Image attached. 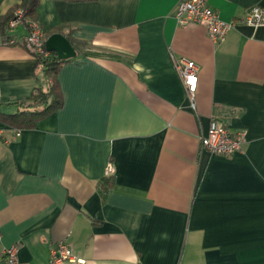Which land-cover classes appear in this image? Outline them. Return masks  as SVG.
I'll use <instances>...</instances> for the list:
<instances>
[{
  "label": "crops",
  "instance_id": "0c3cea01",
  "mask_svg": "<svg viewBox=\"0 0 264 264\" xmlns=\"http://www.w3.org/2000/svg\"><path fill=\"white\" fill-rule=\"evenodd\" d=\"M179 1L39 0L45 47L71 56L69 35L96 55L59 68L62 105L34 128L0 122V264L11 246L20 264H69L51 260L60 242L81 264H264V26L242 23L264 0H206L236 23L216 44L176 23ZM27 30L0 33L2 114L44 80ZM180 58L199 67L195 110ZM212 120L245 132L240 152L202 148Z\"/></svg>",
  "mask_w": 264,
  "mask_h": 264
},
{
  "label": "built area",
  "instance_id": "2783aa9c",
  "mask_svg": "<svg viewBox=\"0 0 264 264\" xmlns=\"http://www.w3.org/2000/svg\"><path fill=\"white\" fill-rule=\"evenodd\" d=\"M20 1L22 0H16V3H20ZM174 18L180 26L197 24L204 27L207 37L215 44L222 42L236 24L235 22L222 21L218 12L210 8L206 0L179 1L174 10ZM24 20L23 12L19 8L8 23V27L14 29L22 25ZM242 23L252 28L264 26V9L255 6L251 7L242 19ZM20 41L33 56L42 58L49 56L44 47V32L39 22L29 21L28 31ZM16 42L14 38L8 40L10 44ZM173 65L181 79L189 106L192 110H195V93L197 90L199 67L193 61L184 58L173 59ZM14 135H19V132L15 131ZM245 136L244 131L233 133L224 125L212 120L208 125L206 135L201 140V145L208 153L227 158L242 150ZM2 140L4 138L0 131V141ZM113 172L112 164H108L105 175L112 176ZM51 260L53 263H82L81 260L75 258L70 245L66 242H60L56 245L52 250ZM3 261L4 264H20L16 246H11L3 252Z\"/></svg>",
  "mask_w": 264,
  "mask_h": 264
},
{
  "label": "trees",
  "instance_id": "16d2710c",
  "mask_svg": "<svg viewBox=\"0 0 264 264\" xmlns=\"http://www.w3.org/2000/svg\"><path fill=\"white\" fill-rule=\"evenodd\" d=\"M66 1L83 2L90 0ZM38 3L39 0H22L2 17L0 20V33L5 41L9 39L7 36L9 29L8 23L14 17L16 8H20L26 17L35 20V10L38 6ZM64 38L67 42V45H69L74 54L72 56L66 57L59 54L58 51L55 52L52 50H47L44 42V47L49 56L46 58L39 56L35 57L37 67L41 71L44 79L42 85H39V87L34 89L33 93L28 99L19 103L18 111L15 114L0 113V122L16 129H32L35 127V124L38 121L46 118L61 107L62 98L56 78L59 68L64 63L72 61L74 58H76V56H78V54L85 58L96 55V53H92L91 51H82L80 48L82 47L84 49L85 44L75 41L69 35H66ZM112 182V176H108L105 179V182L103 181V183H101L99 186L102 190L103 196H105L109 190Z\"/></svg>",
  "mask_w": 264,
  "mask_h": 264
},
{
  "label": "rangeland",
  "instance_id": "374dc122",
  "mask_svg": "<svg viewBox=\"0 0 264 264\" xmlns=\"http://www.w3.org/2000/svg\"><path fill=\"white\" fill-rule=\"evenodd\" d=\"M16 4H17V3H16ZM16 4H15V5H16ZM17 9H19V8H16L15 12L17 11ZM14 14H15V13H14ZM23 15H24V13H23ZM24 19H25V20L23 21V24L26 25L27 28H28V22H29V21H30V22H31V21H36V20H33V19L29 18V17H26L25 15H24ZM26 21H27V23H26ZM9 22H10V21H9ZM41 26H42V25H41ZM16 28H17V27H16ZM16 28H14V29H12V28L10 29V28H9V29H8V33H9V34H13V33L16 31ZM42 28H43V27H42ZM27 31H28V30H27ZM43 32H44V30H43ZM44 39H45V35H44ZM84 52H85V51H84ZM33 57L35 58V56H33ZM49 79H50V78H49Z\"/></svg>",
  "mask_w": 264,
  "mask_h": 264
},
{
  "label": "water",
  "instance_id": "95a60500",
  "mask_svg": "<svg viewBox=\"0 0 264 264\" xmlns=\"http://www.w3.org/2000/svg\"><path fill=\"white\" fill-rule=\"evenodd\" d=\"M46 49H47V50H50V48H49V47H46ZM64 56L68 57L69 55L67 54V55H64ZM71 56H72V55H71Z\"/></svg>",
  "mask_w": 264,
  "mask_h": 264
}]
</instances>
